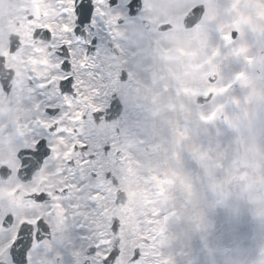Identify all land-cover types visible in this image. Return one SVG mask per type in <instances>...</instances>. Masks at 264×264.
<instances>
[{
  "label": "snow or ice",
  "instance_id": "1",
  "mask_svg": "<svg viewBox=\"0 0 264 264\" xmlns=\"http://www.w3.org/2000/svg\"><path fill=\"white\" fill-rule=\"evenodd\" d=\"M54 16L51 24L35 27L33 38L40 40L42 48L35 50L38 57L46 59L42 64L31 65L18 86L15 70L4 67L5 57L0 56V95L11 98L24 91V80L30 82L32 96L26 102L23 95L16 108L18 112L30 113L9 124L0 125V134L19 139L15 153L9 162H0V176L7 177L15 167L18 184L3 195L21 197V202L30 201L39 206L29 208L22 217L12 213L0 216V231L7 232V239L0 242V264H63L61 254L56 258L36 257L33 251L57 240L59 232L75 228L81 231L80 239L86 240L94 231L93 223L99 217L107 227L108 235L89 245L87 253L77 250L72 253L73 264H118L125 248L121 246L119 234L123 229L117 216L104 215L110 187L119 180L112 168L106 166L109 158L113 166L124 167L130 154L119 146L120 121L125 116V107L116 91V85L134 83L133 71L127 67L132 59L152 51L153 41L147 47H124L123 41L132 39L121 26L126 20H141L150 24L148 0H51ZM233 3L231 9L238 8ZM33 19V17H30ZM209 5L199 0L186 8L184 26L195 31L201 25H210ZM172 25L160 23L158 31L168 32ZM244 30L240 26L216 29L217 43L210 49L212 63L222 62L230 56L242 57L256 76L264 80V63L257 66L249 55V49L238 46ZM16 41L10 48L14 55L20 50ZM108 62V67H105ZM208 65L204 66L207 70ZM46 74H37V71ZM6 73V75H5ZM250 79V78H249ZM244 71L224 82L216 73L210 74L207 90L197 96V103L204 104L226 96L230 89L239 85L249 86ZM252 97H246L245 103ZM235 105V114L229 108ZM9 106L12 101L9 99ZM249 113L240 108L239 101L222 102L214 110L200 115L204 124L219 121L235 133V143L244 144V129L234 122ZM100 125L111 126V138L98 132ZM179 134L187 139L190 129L184 127ZM219 135V130H217ZM94 140L96 146L89 143ZM144 141L141 140L140 143ZM227 151L219 141L215 147H201L199 155L189 154L193 163L200 165L201 159H212L213 152ZM28 188L30 190L25 191ZM213 191L215 188L213 186ZM247 189H243L246 191ZM119 203V198L115 201ZM191 200L185 199L182 207H189ZM216 206H223L224 199H217ZM177 216L175 207L160 218L155 231L143 237L151 249L148 256L137 247L127 252V264H175L174 258L164 257L159 251L165 240L168 220ZM199 227V224L197 225ZM214 223L208 228L214 229ZM15 229L12 235L10 229ZM112 237L116 239L113 240Z\"/></svg>",
  "mask_w": 264,
  "mask_h": 264
},
{
  "label": "rangeland",
  "instance_id": "2",
  "mask_svg": "<svg viewBox=\"0 0 264 264\" xmlns=\"http://www.w3.org/2000/svg\"><path fill=\"white\" fill-rule=\"evenodd\" d=\"M217 13L215 22L209 12L212 23L198 28L207 32L200 48L189 40L181 51L175 47L182 56L179 64L157 56L156 49L132 64L136 85L129 91L137 102L129 105L120 125L122 147L127 146L129 162L137 163L136 177L126 189L130 201L122 208V224L133 221L125 242L142 246L148 256L151 249L143 237L155 231L157 214L162 219L175 207L177 216L168 220L159 248L164 257H173L175 264H264V80L246 64L248 87L238 85L232 96L227 93L207 105L195 104L197 96L207 90L210 74L229 82L245 62L233 56L211 62L216 29H228L229 22L225 9ZM250 23L237 45L247 47L259 66L264 63V36ZM141 43L124 46L143 48ZM165 48L169 50L166 44ZM249 96L251 102L245 103ZM229 100L239 101L240 108L249 113L247 119L241 113V119L234 122L244 129L242 146L235 143V133L219 121H200V115ZM229 111L235 114V105ZM184 127L190 129L187 139L179 134ZM101 131L111 138V126ZM217 141L226 152H213L212 159L200 160L201 166L193 163L190 153L199 155L201 147L207 149L211 144L214 148ZM221 196L224 204L216 206ZM186 198L192 202L187 208L182 207ZM210 223L214 229L208 228Z\"/></svg>",
  "mask_w": 264,
  "mask_h": 264
},
{
  "label": "flooded vegetation",
  "instance_id": "3",
  "mask_svg": "<svg viewBox=\"0 0 264 264\" xmlns=\"http://www.w3.org/2000/svg\"><path fill=\"white\" fill-rule=\"evenodd\" d=\"M196 2H199V0H148V11L146 15L150 17V24H145L141 20H126L121 28L123 31H126L131 35L132 39L129 41H123V45L126 43L134 45L138 42H142L141 44L143 45V42L152 44L154 41L155 45L153 51L154 49L159 51L161 46L165 48V44L174 51L177 46L179 51H181L184 48L186 41L189 40L193 41L197 48H200L199 45L203 42L204 35L207 32H200L198 29L190 32L187 31L184 26L186 8ZM206 2L209 5L210 16L214 19V22L218 19V10L224 11L225 9L224 15L229 19L228 27L238 25L245 30L251 25L250 22L252 20L258 28L257 32H260L261 30L260 34L264 36V0H206ZM233 3L238 4L239 7L234 10L231 9L230 5ZM1 6H3V10L0 11V56L5 57L4 67L15 70L18 78L15 83L19 86L21 80L26 75L28 68L31 65H36L38 63L42 64L46 59L43 54L38 57L34 54L36 49L43 47V44L40 40L33 38V30L35 27L44 24H51L54 31L57 29V25L52 23V18L54 16L53 5L51 0H0V7ZM30 17H33V19H30ZM163 22H168L172 25L170 31H158L159 24ZM209 32L212 33V30H209ZM188 35H192L191 39L187 38ZM16 41L20 42V50L12 55L9 52V48L11 43L13 44ZM139 58L140 55L132 59L127 67L132 70V64L138 62ZM105 67H108V62H105ZM37 74H46V70L43 73L37 71ZM134 81V83L130 82L129 84H118L115 86L120 100L124 104L125 113L129 105L131 107L137 102V99L134 98V92L129 91L136 85L135 75ZM21 95H23L26 102L32 96L30 82L24 80L23 93L18 92L11 98H4L0 95V125H3L4 123L11 124L18 119L29 115V113H21L17 111L16 105L21 98ZM9 99L12 101V106H9ZM123 118L124 117L121 118L120 125ZM100 126L105 127L108 125ZM94 127H98L99 132V128L101 127ZM100 133L103 132L101 131ZM105 138L107 137L105 136ZM118 140L119 146L122 149V145H120V136ZM89 143L92 144L93 147L96 146L94 140H90ZM18 144V138L0 134V162H9L13 157ZM106 166L112 168L115 176L119 180V184L118 186L110 187L109 189L110 194L106 201V211L104 212V215L109 217L117 216L122 222V208L127 204V201H125V198L122 195V191L124 192V189H127L128 183H132L135 179L137 163L132 162L130 168L128 166H113L112 161L109 158L106 160ZM134 166H136L135 169ZM15 167H19L18 162ZM15 167L7 177L0 176V216L6 213H12L19 218L22 217L29 208L34 210L39 209V206L32 205L30 201L22 203L20 196L6 197L3 195L13 186L18 184ZM24 190L27 191L30 189L25 188ZM117 198H119V203H115ZM130 214L132 216L131 212ZM93 223L99 231L91 233L88 236V239L81 240L80 235L82 230L78 231L75 228L70 231L59 232L56 241H53L49 245L43 246L38 250H34L33 256H46L55 259L56 254L59 252L63 259V264H73L72 253L77 250L82 253V260L84 253H87V255L91 257V252L88 251L89 245L98 240L105 239L110 235L107 227L103 225L99 217H96ZM9 231L12 235L15 234L14 228ZM129 231L131 232L129 229L124 231L123 225V229L119 234L121 246L125 248L126 252L125 255L121 256L118 264H127V252L139 247L137 244H131V241H129V243L125 242ZM7 236V232L0 231L2 242L7 239ZM112 239L115 240L116 238L112 237ZM8 264H11L10 258L8 259Z\"/></svg>",
  "mask_w": 264,
  "mask_h": 264
}]
</instances>
